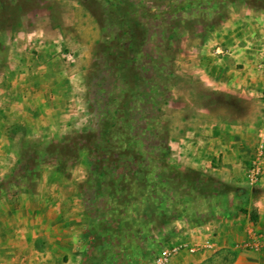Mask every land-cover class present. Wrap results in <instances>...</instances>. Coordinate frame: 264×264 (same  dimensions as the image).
<instances>
[{
    "label": "rangeland",
    "instance_id": "rangeland-1",
    "mask_svg": "<svg viewBox=\"0 0 264 264\" xmlns=\"http://www.w3.org/2000/svg\"><path fill=\"white\" fill-rule=\"evenodd\" d=\"M247 3L264 13V0H0V73L22 74L15 84L24 89L49 87L26 100L35 116L21 125L13 113L0 131V197L87 202L89 233L108 234L104 243L95 237L96 264H120L122 257L149 264L170 239L163 238L164 224L181 217L201 221L237 211L245 225L243 213L257 216L264 181L251 186L245 175L256 158L264 175L260 139L234 173L212 170L223 161L212 149L196 159L173 154L181 148L173 144L179 108L196 83L200 51L206 46L210 56L220 46L229 53L226 41L207 44L226 10ZM263 44L264 38L255 51ZM29 206L35 205L23 207ZM228 249L233 264H247L240 237L224 249L180 254L211 252L190 264H221L217 253Z\"/></svg>",
    "mask_w": 264,
    "mask_h": 264
},
{
    "label": "crops",
    "instance_id": "crops-1",
    "mask_svg": "<svg viewBox=\"0 0 264 264\" xmlns=\"http://www.w3.org/2000/svg\"><path fill=\"white\" fill-rule=\"evenodd\" d=\"M226 12H229V16L220 21L218 30L214 31L207 46L226 41L229 53L208 56L204 53L206 46L200 51L196 83L185 90L187 102L179 108L180 137L174 139L173 144L178 141L181 148L179 152L172 153L188 154V157L196 159L207 153L209 156L210 152L217 157V161L219 157L223 161L229 157L230 161H221L212 170L234 173L250 161L252 142L264 136V72L257 67L260 48L255 51L257 42L264 38V13L257 6L248 3L247 7L231 6ZM232 24L234 28L231 27ZM242 37L246 40L243 41ZM17 61L25 62L21 57ZM21 76L20 73L10 74L6 69L0 73L2 135L4 131L1 129L12 122V115L17 114L18 118H23L19 123L21 125L27 123L29 116H35L34 112L29 114L27 101L34 93L39 95L49 90L47 85H42L37 90L27 85L25 90L22 85L15 84L16 78ZM22 93L27 95L22 97ZM209 149L212 150L203 152ZM206 167L209 168L210 164H206ZM262 180L264 181V175L260 182ZM10 201L13 200L0 197V264L97 263L90 259V253L95 247L93 242L95 237L103 243L107 242L108 234L98 237L95 229L89 233L90 213L84 207L87 202L66 196L53 197L46 204L43 198L33 200L21 197L16 202ZM26 201L35 206L26 209L23 207L28 203ZM254 204L257 218L252 221L248 212L243 213V218L247 219L245 225L237 222L241 218L237 211L220 214L216 219L209 216L201 217V221H193L192 218L181 217L164 224L163 238L167 236L170 239L163 245L181 240H203L216 232V235L210 237L216 250L231 247L235 238L240 237L247 242V264H264V247L253 248L254 236L258 233L264 235V200H258ZM210 229L213 231H209ZM210 253H183L170 264L200 263ZM186 257L190 259L187 260ZM123 258L119 261L120 264H128L122 261Z\"/></svg>",
    "mask_w": 264,
    "mask_h": 264
},
{
    "label": "built area",
    "instance_id": "built-area-1",
    "mask_svg": "<svg viewBox=\"0 0 264 264\" xmlns=\"http://www.w3.org/2000/svg\"><path fill=\"white\" fill-rule=\"evenodd\" d=\"M215 56H221L225 53V49L220 46L215 47L213 51ZM260 61L258 63V69L264 72V44L259 49ZM68 59H71V56H67ZM262 97L264 98V85H263V93ZM264 150V136L260 137V144L257 151V156L261 157L263 155ZM260 159L256 158L251 162L249 166L245 179L248 185L257 184L262 177V166L260 163ZM254 246L253 248L264 247V235L256 234L254 236ZM252 248V247H251ZM215 244L212 238H205L203 240L198 241H187L181 240L176 243L162 245L160 249L154 254L149 264H170L171 261L178 256L181 252L186 251L189 253H197L200 251H214Z\"/></svg>",
    "mask_w": 264,
    "mask_h": 264
},
{
    "label": "trees",
    "instance_id": "trees-1",
    "mask_svg": "<svg viewBox=\"0 0 264 264\" xmlns=\"http://www.w3.org/2000/svg\"><path fill=\"white\" fill-rule=\"evenodd\" d=\"M150 207H151V205L147 203L145 208L151 209ZM153 207H154L153 209H156L157 208L156 204L153 205ZM149 209H144V210L148 211ZM256 218H257L256 214H253V215L250 216V220H252V221H255ZM105 219L106 218L104 216L103 220L105 221ZM217 255H220L221 262H222L221 264H233V262H234V260L236 258V254L234 252H232L231 250H229V249L225 250V251L218 252Z\"/></svg>",
    "mask_w": 264,
    "mask_h": 264
}]
</instances>
